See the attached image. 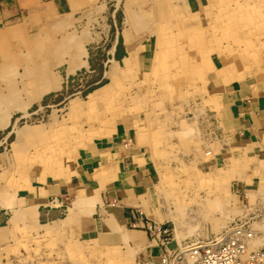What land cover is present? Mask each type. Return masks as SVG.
<instances>
[{"label": "crops", "instance_id": "0c3cea01", "mask_svg": "<svg viewBox=\"0 0 264 264\" xmlns=\"http://www.w3.org/2000/svg\"><path fill=\"white\" fill-rule=\"evenodd\" d=\"M84 1L0 0V24H6L0 27V65L8 61L6 41L13 42L12 48L21 47V55L28 59L22 61L19 55L14 63V83L21 80L20 67L33 64L36 57L24 51L25 41H42L39 52L43 58L37 71L32 68V73L23 75L24 82H30L38 93L24 105L44 94L39 93L40 86L50 78L56 61L51 60L52 46L61 48L62 42L58 58L71 55L59 38L68 25L82 24ZM157 1L122 0L120 19L107 13L103 38L97 34L110 44L108 61L112 64L106 72L109 81L103 85L127 58L130 63L135 60L142 71L140 66L155 40L153 26H160L163 20L161 11L157 13ZM211 1L185 0L188 10L199 17ZM83 51L78 56L88 53L85 48ZM85 64L87 60L80 59L67 72ZM206 88L217 96L218 107L211 115L215 129L208 134L198 169L202 175L214 172L222 178L224 193L229 194L226 204L220 206V225L224 222L227 227L244 218L258 225L264 218V85L245 79L232 84L209 83ZM126 120L100 137L102 143L78 151L59 171L44 173L32 166L23 174L11 177L12 171H7L0 178V264H130L132 259H159L158 244H151L148 227L150 219L165 216L162 197L155 188L166 178L164 173L174 174V167L157 156L163 145L156 146L151 157L150 142L136 137L133 120ZM205 228L212 227L207 224ZM257 234L261 237L264 232Z\"/></svg>", "mask_w": 264, "mask_h": 264}, {"label": "rangeland", "instance_id": "374dc122", "mask_svg": "<svg viewBox=\"0 0 264 264\" xmlns=\"http://www.w3.org/2000/svg\"><path fill=\"white\" fill-rule=\"evenodd\" d=\"M163 1L172 5L173 10L166 24L153 26L155 40L152 52L140 66L142 71H138L135 60L129 64L119 62L118 72L111 74L110 88H100L109 81L106 72L112 64L108 61L110 44L100 37L103 38L105 32L107 13L121 18L122 0L82 3L86 6L81 13L82 24L68 25L59 38L71 55L58 58L62 42L61 48L58 44L51 48V60L56 61L47 80L52 84L59 80L60 85L44 93L39 100L33 99L31 104L24 105L36 90L28 89L23 75L32 73V68L37 71L38 62L43 58L39 52L41 46L38 47V42L37 50L24 46L26 53H35L36 57L32 59L33 64L20 67L22 74L18 83H14L12 77L16 74L17 64L14 63L22 54V48L8 49V61L0 65V178L7 171H12L11 177L23 174L32 166L44 173L51 169L59 171L78 151L102 143L101 138L113 126L132 119L136 137H146L152 145L151 157L155 156V147L163 145V151L157 156L163 158L167 166L174 167V174L164 173L163 178H166L155 188V193L162 197L160 203L165 215H160L156 222L171 231L172 218L178 219L185 242L224 230H221L225 225L224 222L220 225L218 213L229 194L224 193L222 178L214 172L202 175L198 169L208 134L215 129L211 115L218 107L217 96L210 94L206 85L232 84L245 79L264 85V0H213L200 18L181 0ZM91 34L95 37L91 38ZM87 35L89 38L85 40ZM81 38H84L83 45L79 43ZM82 48L88 53L78 56ZM21 57L22 61L28 60ZM80 59H86L87 64L67 72L77 66ZM90 93L92 102L88 97ZM17 106L24 107L27 114ZM4 113L10 116L2 127ZM19 128L25 129L26 136L17 141L15 131ZM188 208L193 210L194 217L187 215ZM207 224L211 225V230L205 228ZM263 226L264 218L258 225L254 224V229L263 230ZM172 236L171 233L170 238ZM148 238L151 240L150 235ZM175 243L171 239L169 249H173ZM130 264L165 263L159 258L132 259Z\"/></svg>", "mask_w": 264, "mask_h": 264}, {"label": "built area", "instance_id": "2783aa9c", "mask_svg": "<svg viewBox=\"0 0 264 264\" xmlns=\"http://www.w3.org/2000/svg\"><path fill=\"white\" fill-rule=\"evenodd\" d=\"M53 201L54 199L51 200ZM148 229L150 237L161 248V260L165 261L163 258H167L170 264H264V250L248 248L247 239L251 237L252 231L244 221H236L212 237L188 242L181 248L175 243L173 249L168 247L171 240L170 229L155 223Z\"/></svg>", "mask_w": 264, "mask_h": 264}, {"label": "bare ground", "instance_id": "6f19581e", "mask_svg": "<svg viewBox=\"0 0 264 264\" xmlns=\"http://www.w3.org/2000/svg\"><path fill=\"white\" fill-rule=\"evenodd\" d=\"M175 2L177 1V0H174ZM181 1H183V5L185 6V4H186V2H185V0H181ZM171 2H172V0H171ZM174 3V2H173ZM159 5L157 6V13H159L160 11H161V13H162V18H163V20H162V23H161V25L163 24V23H165V20H167V18H170V16H171V9L173 10V8H172V5H170L167 1H163V0H160L159 1V3H158ZM161 7V8H160ZM190 15H192V14H190ZM198 16V15H197ZM199 17V16H198ZM200 18V17H199ZM56 22V21H55ZM59 22H61V21H59ZM166 22H168V21H166ZM58 23V22H57ZM166 24V23H165ZM4 25H6V24H4ZM2 23L0 24V27L1 26H4ZM55 25V24H54ZM47 31V30H46ZM52 31V30H51ZM19 32V31H18ZM49 32V31H48ZM7 33V32H6ZM12 33V32H11ZM14 33V32H13ZM15 33H17L16 32V30H15ZM14 33V34H15ZM50 33V32H49ZM2 34V33H1ZM8 34V33H7ZM18 34H20V33H18ZM43 34H45V30H44V32H43ZM4 35V34H3ZM11 36V35H10ZM15 36H17V34L15 35ZM20 36V35H19ZM18 36V38H20ZM24 36V35H23ZM13 37H14V35H13ZM42 37H43V35H42ZM50 37V36H49ZM48 37V38H49ZM21 38H22V35H21ZM5 39V38H4ZM12 39V38H11ZM14 39V38H13ZM47 41L49 40V39H46ZM81 40L82 39H80L79 40V43L81 42ZM10 41V40H9ZM12 42V41H11ZM11 42H8V41H6L4 44V46L6 47V49H9L10 50V48L12 47V45H13V42L11 43ZM26 43L24 44V46H30V48H36V50H37V42L39 43L40 41L38 40V41H36L34 44H32V43H30V42H27V41H25ZM19 43V42H18ZM49 43V42H48ZM42 44V41L39 43V45H38V47L40 46ZM10 45V46H9ZM16 48H18V49H20L21 47H13V49H16ZM48 49V48H47ZM8 50V51H9ZM83 51V48L80 50V54L81 53H83L82 52ZM188 58V54H186V59ZM130 61H131V59L130 58H127V59H125L124 60V63H130ZM85 61H83L82 62V64L84 63ZM128 69V68H127ZM71 71V70H70ZM125 71H127V70H125ZM4 73V72H3ZM39 75V74H38ZM38 75H36V76H33V77H40V76H38ZM34 79V78H33ZM36 79V78H35ZM34 79V80H35ZM31 80V79H30ZM29 80V81H30ZM112 80H113V78L111 79V81L109 82V83H111L112 82ZM40 81V80H39ZM42 81V80H41ZM50 82V83H49ZM54 82V81H53ZM49 83V84H48ZM59 83H60V81L59 80H57V82L55 81L53 84H52V81L50 80H47L46 82H45V84H43V85H41L40 86V89H39V93L40 94H43V93H46V92H48L49 90H53V89H56L57 87H58V85H59ZM106 84V85H103V86H101L100 88H110V84ZM113 83V82H112ZM27 84H29V86H28V89H30L31 88V83H29V82H27ZM33 89V88H32ZM36 89V88H35ZM36 93H38V91L36 92ZM36 93L33 95V96H35L36 95ZM92 95L93 94H89L88 95V97H89V99H90V102H92V100L93 99H91L92 98ZM38 96V95H37ZM40 96V95H39ZM36 98V97H35ZM17 108H19V110H22V112L24 113V114H27V112L25 111V108L24 107H20V106H17ZM16 108V109H17ZM1 114H3V113H1ZM6 116H5V119H4V121H3V123H2V127H4L6 124H7V120H8V118H9V116H10V114L9 113H4ZM23 114V115H24ZM17 122V121H16ZM24 128H19V129H17L16 131H15V137H16V140L17 141H20L22 138H24V136H26V133L24 132V130H23ZM106 135V134H105ZM104 135V136H105ZM102 137V136H101ZM16 141V142H17ZM16 147V146H15ZM77 199H79V198H77ZM76 206H77V204H76ZM192 209L191 208H188L187 209V215H190V216H192V217H194L193 215H192ZM200 214V213H199ZM245 219V218H244ZM244 219H237V220H234V221H232L233 223H236V221H241V222H246L247 223V225L249 226V228H251L250 230L252 231V234H251V237L250 238H248L247 239V245H248V248L250 249H252V248H254L255 250H258L260 247H262V246H264V234H263V236H259L257 233H259V232H263V230H257V229H254L255 227H254V224L255 223H253L251 220H244ZM190 221H191V219H189ZM150 221H151V223L153 224V223H155V224H157V222L156 221H154V220H151L150 219ZM170 221H171V219H170ZM189 224H190V222H188ZM172 225H173V227H172V229H171V231H169V233L171 234L172 233V238L171 239H173V240H175V242L177 243V245H179V248H181L182 246H184V245H186V244H188V242L190 243V242H193V241H196L197 239H189V240H187V241H185V242H183L182 241V238H183V236H184V234H183V226H182V224L180 223V221H178V219H175L174 217L172 218ZM222 229V228H221ZM214 235H216V234H214ZM214 235H212V236H214ZM155 236H158V233H155ZM212 236H210V237H212ZM208 238V237H207ZM203 239H205V238H203ZM150 242H151V244H155V242H156V240L154 239V238H151V240H150ZM157 243V242H156ZM175 247V246H174ZM158 248L160 249L159 251H160V253H159V258H161L160 256L162 255V251H161V248L159 247V245H158ZM178 248V249H179ZM264 248V247H263ZM171 249V248H170ZM169 250V249H168ZM170 251V250H169ZM163 256H164V253H163ZM163 259H165V261L164 260H161V262H163V263H165V264H170L169 262H168V260H167V258H163Z\"/></svg>", "mask_w": 264, "mask_h": 264}]
</instances>
